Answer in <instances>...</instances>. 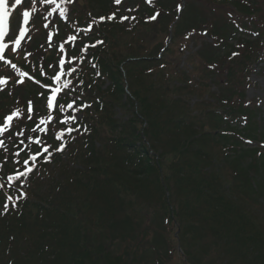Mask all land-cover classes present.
<instances>
[{"label":"trees","instance_id":"1","mask_svg":"<svg viewBox=\"0 0 264 264\" xmlns=\"http://www.w3.org/2000/svg\"><path fill=\"white\" fill-rule=\"evenodd\" d=\"M184 1L182 8L183 0H58L66 14L61 9L49 20L54 6L38 0L31 39L0 61V79L7 78L0 91V122L17 108L22 113L0 136L11 145V153L0 148V264H60L62 258L87 264L90 257H96L93 264L103 259L116 264L109 244L89 241L125 243L137 237L138 249L159 216L168 224L177 220L178 237L194 264H264V226L239 197L248 191L246 201L256 206L264 196V145L253 149L235 138L258 137L257 110L246 90L251 73L264 63V4L211 0L224 9L222 19L203 28L204 21H191L195 5L212 9L213 4ZM227 15L238 17V27L228 24ZM202 33L212 43L202 45L191 69L181 70L187 42ZM156 36L165 43L154 54ZM62 59L66 64L60 67ZM56 71L64 73L59 83ZM66 81L71 83L63 88ZM57 87L63 111L47 107L49 89ZM200 90L211 93L214 103L204 100L193 109L191 97ZM29 100L32 119H27ZM117 109L127 118H118ZM49 114L57 119L41 125ZM66 116L76 119L65 125L60 121ZM229 120L244 125L236 131ZM62 129L66 147L56 152L61 141L53 134ZM20 131L22 136L14 135ZM30 137L53 146L50 162L29 159L44 146ZM214 147H220L217 153ZM33 163L27 176L8 179ZM224 164L234 169L231 181ZM158 233L159 247L164 242Z\"/></svg>","mask_w":264,"mask_h":264},{"label":"rangeland","instance_id":"2","mask_svg":"<svg viewBox=\"0 0 264 264\" xmlns=\"http://www.w3.org/2000/svg\"><path fill=\"white\" fill-rule=\"evenodd\" d=\"M204 3L207 2H211V0H203ZM249 2H252L254 6H257L256 3H258L260 0H248ZM263 4H264V0ZM213 2V1H212ZM211 2V3H212ZM9 3V9H10V16L9 18L12 19L14 18V13H15V7H13V5H15V0H8ZM203 4V2H198ZM213 4V3H212ZM256 4V5H255ZM205 5H209L206 4ZM214 8L212 9H206V8H201L200 5L196 4L195 5V9L193 10V14L191 17V21H204L201 27L205 28L208 27L212 22L216 21V20H220L221 18V14L223 12V8L221 7H217L215 8V5L213 4ZM91 8V7H90ZM199 8V9H198ZM95 12L98 11V9L94 8ZM13 16V17H12ZM16 16V15H15ZM224 18H226L225 16H223ZM238 17L236 16H229L227 15V19H228V24L229 25H233L235 27L237 26V20L235 19ZM20 19V18H19ZM13 19L11 21V26H10V31L9 34L7 35V37L9 38H13V41L15 39V37H13L11 35V33L15 32L16 36L19 35V28L20 27H26L28 29V24L24 25L23 23V19L20 20H16ZM242 29V28H241ZM240 30V28H239ZM252 30V29H251ZM253 31V30H252ZM27 33V32H26ZM242 33V32H240ZM205 33H202V37L198 38V39H192L189 42H187V47L185 48L184 52L182 53L181 57H180V66L181 70H185V69H191V62L190 61H195L196 60V55L199 53V51L202 48V45L204 43H212V37L210 35H204ZM164 35V34H163ZM204 35V38H203ZM233 32L229 34V36H233ZM257 33L250 32V37H253L252 39H254L256 37ZM241 36V35H238ZM255 36V37H254ZM24 38V37H23ZM156 39V40H154ZM154 42L152 43L151 49H153L154 54L156 52H158V48L161 47L162 45H164V40H162V37H158L156 36L154 38ZM231 40V39H230ZM23 41V39H22ZM170 42V40L168 41V43ZM177 45V43H175ZM174 45V43H173ZM54 47V45H53ZM52 47V48H53ZM55 48V47H54ZM170 58H172V56H174L173 52H171L169 54ZM171 65H173V63L170 62ZM51 72H54L55 69L52 68L50 70ZM196 79V78H195ZM249 82H250V86L247 88L246 90V99L253 102L255 104V108H256V123H258L259 126V131H258V137H256L253 141H251V143H249V141H246L244 139L241 138L240 135H235V138L241 140L242 143H244V145L246 146H250V148L253 149H259L262 150L261 147L264 145V63H262L261 65H259L258 67H256V69L251 73L250 78H249ZM218 91V87L213 85L211 88V92L213 94H215L214 92ZM206 93L208 95H206ZM209 92L206 91H198L196 94H193L191 97V101L193 104V109H196L197 107H200V104L204 102V100H209L212 104L214 103V99L212 98V95ZM203 99V100H202ZM117 117L118 118H127V114L125 112V110H120L117 109ZM229 125H230V129H235L237 131L242 129L244 123L241 122V120H229L228 121ZM261 138V140H260ZM262 141V142H261ZM97 145H100V142L97 141L96 142ZM215 151L217 153V150L220 149V147H214ZM249 148V147H248ZM257 154V153H256ZM221 156V155H220ZM218 157V156H217ZM258 157V154H257ZM5 165L6 166H12L13 162L12 161H7L5 160ZM224 170H223V174L226 176V178L231 181L234 179V169L232 167H230L228 164H224ZM68 180V178H67ZM72 181V180H70ZM46 187L47 182L43 183ZM70 185H73L72 183ZM240 192L243 191V189H239ZM244 192V191H243ZM248 191H246L245 193H243L245 196H241L239 195V197H242V201L245 200V204L244 207L251 211L252 214L259 218L258 222L260 224H262L264 226V196L262 198H260L258 201H256V206H252L251 203L247 202L245 197L246 195H248ZM264 194V192H263ZM243 202V203H244ZM151 211V210H150ZM171 214L173 215V213L171 212ZM174 216V215H173ZM165 219V218H164ZM264 230V229H263ZM159 232V235H163V240H161V243L164 242V244L162 243V245H160L159 247L155 244L154 240L157 238V236H155V234L157 232ZM110 232V231H108ZM182 230L179 228L177 220L173 217V220H171V223H167L166 221L163 222V218L162 216H159L158 219L156 220V222L153 223L152 226V230L151 232H148L147 237L143 240L142 243L139 244L138 249L134 247V245H136V243L138 242L137 237H134L131 239V241H126L125 243H123L122 241H113L112 239H107V240H101L97 237L92 238L89 243L90 244H95V245H99L100 243H106L109 244L108 245V251L112 252V258L116 259V264H194L193 262V258H189V256L187 255V246H184L182 244V242L179 239V235L181 234ZM91 234H93V230L90 231ZM94 235V234H93ZM166 237V239H165ZM94 239V240H93ZM159 239V238H158ZM169 240V241H168ZM25 242V241H24ZM30 241L26 242L25 244H28ZM169 243V244H168ZM137 249V250H136ZM173 250L172 254H167V250ZM130 251H135L134 255H130L128 252ZM118 255H120L121 257H118ZM90 256V255H89ZM95 256V255H94ZM133 257L132 259H130L129 257ZM93 258L96 257H90L87 258L88 263L87 264H93L91 263L92 260H95ZM57 259H60V257H58ZM218 258H216L215 260H217ZM61 260V259H60ZM123 260V261H121ZM127 260L128 262L126 263ZM125 261V263H123ZM71 260H68V258H62L61 263L60 264H72ZM210 260H208V262H204L203 264H209ZM101 264H112V263H106L103 259Z\"/></svg>","mask_w":264,"mask_h":264},{"label":"snow or ice","instance_id":"3","mask_svg":"<svg viewBox=\"0 0 264 264\" xmlns=\"http://www.w3.org/2000/svg\"><path fill=\"white\" fill-rule=\"evenodd\" d=\"M41 3H46V4H55L56 0H40ZM68 2H73V0H68ZM148 3H151L152 0H147ZM22 3V0H15V5H13V7L19 6ZM33 3H35V0H33ZM114 3L116 4H120L121 0H114ZM56 7H59V5H56ZM36 9L33 8V12H35ZM53 11H55V9H53ZM62 16L66 14V10L62 9L61 13ZM160 13L157 12L155 13V15H153L152 17H150V19H156L157 16H159ZM9 16H10V9H9V3L8 0H0V60L4 59L3 53L5 52L6 49H8L9 45L7 43L4 42L5 36L9 34ZM29 17H30V12L25 10L23 12V23L24 25H27L29 23ZM115 17V13L111 14L108 19H113ZM101 20H104V17H100ZM122 19H127V17H122ZM45 27H47V24L45 25ZM28 31V29L26 27H20L19 28V35L16 36V33L13 32L11 33V35L13 37H15L13 43L15 45V47L12 48V51H16L17 49L20 48L21 46V40L23 39V37L25 36L26 32ZM30 39V37H29ZM70 39H76V37H70ZM98 43H102V41H98ZM29 55H31V53H29ZM233 55H238V53H233ZM10 63V61H9ZM64 61H60V65L63 66ZM13 68H15V65H12ZM72 71L74 72L75 69H72ZM64 73L61 72L59 74H57L54 79L59 83L61 82V76ZM22 75L27 76V73H22ZM6 83L5 79H0V84ZM18 83H23V81H18ZM37 83H39V81H37ZM71 82L70 81H66L62 83V87L63 88H68L69 84ZM61 92V88H53L52 89V95L50 97L47 98V107L52 109L54 107H57L59 110L63 111L65 108V105L63 104H59L58 100H57V94ZM65 95H67V93H64ZM42 95V93H41ZM28 104V108L27 111L29 113V115L27 116V119H32V115L31 113L33 112V107H32V102L31 100H29L27 102ZM75 104V101H71L69 102L66 107L71 109L73 108ZM83 107H89V105H83ZM22 116V113L20 111V109H15L13 111H11L10 114L6 115L5 120L3 122H0V136H2L7 130H9L12 127V121L14 118H20ZM57 119L56 117L52 116L51 114L47 115L46 117H42L40 119V124L41 125H48L50 124L51 121ZM76 117L75 116H66L64 117L63 120H61L60 122L63 124H67L69 122V120H75ZM69 133H71L72 131H74L75 129L73 128H67L66 129ZM33 132L37 131V129H32ZM43 131H45L46 133L49 131V128L45 127L43 129ZM64 132L65 130H60L56 133H54V138L58 141H61L57 146H55V148L53 149L56 152H62L64 151V148L66 147V141H63V137H64ZM24 133L23 131L20 132H15L14 135L16 136H22ZM8 139H11V137H8ZM29 139H32L33 142L37 145H41L42 143L44 144L42 151L40 149H38L35 153L31 154V156L29 157V159L33 162L37 161L38 157H42L43 160L45 162H50L51 160V156H52V151H49V149H52L53 146L51 144H46L44 143L42 140L37 139L35 137H30ZM21 143H23V141H21ZM249 143H251V141H249ZM5 143L3 139H0V147H4ZM15 155L19 156L20 153L17 152L15 153ZM19 162V161H18ZM29 163L28 159L24 160V164L27 165ZM35 167V163H33L30 167H27V169L25 171H21L19 172V174L15 177L13 176H9L8 179L9 180H13V179H19V177L21 176H27L29 173H31V171L33 170V168ZM0 187H2V185H0ZM22 195H26V194H22ZM21 197H17V199H19ZM9 200L12 199L11 196L8 197ZM5 210H7L8 205L5 204L4 205Z\"/></svg>","mask_w":264,"mask_h":264},{"label":"flooded vegetation","instance_id":"4","mask_svg":"<svg viewBox=\"0 0 264 264\" xmlns=\"http://www.w3.org/2000/svg\"><path fill=\"white\" fill-rule=\"evenodd\" d=\"M129 258L132 259L133 257L130 256Z\"/></svg>","mask_w":264,"mask_h":264}]
</instances>
